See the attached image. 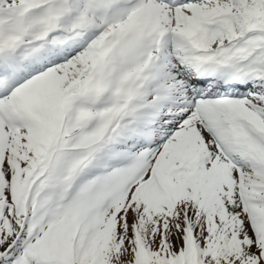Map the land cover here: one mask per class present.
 <instances>
[{
	"label": "snow or ice",
	"instance_id": "obj_1",
	"mask_svg": "<svg viewBox=\"0 0 264 264\" xmlns=\"http://www.w3.org/2000/svg\"><path fill=\"white\" fill-rule=\"evenodd\" d=\"M0 264H264V0H0Z\"/></svg>",
	"mask_w": 264,
	"mask_h": 264
}]
</instances>
